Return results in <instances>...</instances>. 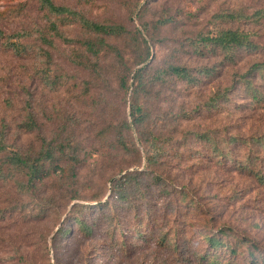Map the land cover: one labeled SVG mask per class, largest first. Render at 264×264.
Segmentation results:
<instances>
[{
	"label": "rangeland",
	"instance_id": "1",
	"mask_svg": "<svg viewBox=\"0 0 264 264\" xmlns=\"http://www.w3.org/2000/svg\"><path fill=\"white\" fill-rule=\"evenodd\" d=\"M52 2L90 21L120 25L127 35L88 34L75 23L46 16L35 0H0V134L24 157L35 159L49 149L53 159L46 165L54 170L29 187L0 154V264H195L155 243L131 248L130 236L124 238L125 252L111 249L103 228L90 237L74 228L65 238L57 236L69 227L74 204L86 208L89 220L107 213L112 207L99 211L98 204L109 201L112 181L131 172L147 177L148 171L156 176L147 181L149 206L162 213L161 201L172 197L177 212L189 214L180 217L183 225L173 215L167 218L192 250L203 249L199 232L220 228L256 245L264 258V187L214 154L229 138L264 135V74L249 72L264 63V0ZM48 21L77 43L53 37ZM227 30L245 35L254 50L236 53L231 64L221 55L192 53L191 40ZM21 33L26 35L18 44L26 50L16 55L7 37ZM85 41L96 45V54L86 51ZM74 58L88 60L95 70L76 65ZM169 66L213 75L203 79L194 73L198 84H189L165 75ZM139 69L143 73L135 82ZM159 74L160 81L154 80ZM215 95L223 97L212 105L208 100ZM206 138L216 144L209 148ZM148 139L158 140L167 153L153 169L145 162ZM226 149L235 162L250 154L252 166L264 175L261 150L235 144ZM160 189L168 190L166 198L156 199ZM179 192L194 209L178 205L173 193ZM131 216L122 208L115 212L118 222Z\"/></svg>",
	"mask_w": 264,
	"mask_h": 264
},
{
	"label": "trees",
	"instance_id": "2",
	"mask_svg": "<svg viewBox=\"0 0 264 264\" xmlns=\"http://www.w3.org/2000/svg\"><path fill=\"white\" fill-rule=\"evenodd\" d=\"M39 8L51 18L60 19L62 22H72L77 24L82 30L88 34L98 35L103 37L120 38L127 35V31L124 27L115 24H102L90 21L64 6H56L52 0H35ZM47 30L53 37L59 38L61 41L67 44H75L74 40L68 39L61 32H59L56 23L48 21ZM25 33L16 34L7 37V46L16 55H22L25 53V48L18 44V38L25 36ZM2 35L0 34V37ZM16 40V41H14ZM44 44H47V39L42 38ZM192 53L197 57H203L207 54L209 55H221L223 61L226 60L227 63H233V58L236 53L240 51H253L254 47L249 42L248 38L238 31L227 30L220 32L214 36H198L197 38L189 42ZM86 51L91 54H96V45L91 41H85L83 43ZM44 56H47L45 52H42ZM48 58V57H46ZM146 58L140 60L136 63L139 65ZM73 63L83 68H90L93 71L95 69L91 68L88 60H82L80 58H74ZM255 75L264 74V63H257L250 67L249 72ZM143 73L142 69L137 70L134 73V80L137 82ZM196 74L197 77L207 79L213 75V71L199 69L193 72L185 67L179 66H169L165 75H171L177 79L185 81L189 84H198L199 78L193 77L192 74ZM162 76L156 75L154 80L160 81ZM223 96H213L209 98V102L215 105L216 102L222 99ZM224 99V98H223ZM134 109L131 110V115L135 114ZM134 116V115H133ZM30 129L36 127L32 120H28ZM158 140H147V147L145 151V162L148 168L153 169L154 167L160 165V159L165 157L167 153L163 148L162 144H159ZM206 143L208 147L216 144L215 141L206 138ZM222 147L217 146L218 151L214 153L215 156L221 163L228 164L229 166L235 167L239 171L252 175L255 180H257L261 186L264 187V175L252 166L254 157L248 154L245 156V162L237 161L235 162L231 156L229 150L226 148L232 144L238 146L250 145L261 150L264 156V135L261 137H252L248 140H240L239 138H229L228 141H222ZM257 151V152H258ZM0 154H6L5 162L9 166V171L14 173L15 176L21 177L26 180V185L33 187L35 183H40L42 180L48 178L50 174L54 171L49 170L46 164H52L53 153L46 149L35 159L24 157L23 154L19 153L17 150L12 149L11 144L5 142V137L0 134ZM244 157V156H242ZM2 175L0 174V178ZM156 176L153 172L148 171L147 177H142L138 173H126L122 175L119 179L112 181L111 183V196L109 201L105 202L102 206L98 204L99 211L102 209H107L112 207L107 213L102 214H92V219H87L86 214H84L83 206L74 204L71 209V214L68 218L69 227H62L59 230L57 236L59 238H65L69 234L71 228H74L80 235L90 237L94 231L99 228L105 229L103 236L107 237L109 241V246L111 249H116L119 252L127 250L126 241L124 238L130 236L131 238V248L143 247L147 243H155L158 247L162 249L169 248L175 254L182 259L190 258L193 259L195 264H264V258L260 254L258 247L252 244L250 241L240 237L239 235L228 233L226 230L220 228L216 230L205 229V231L199 232L197 237L203 244V249L192 250L189 247L190 243L184 237L183 232H181L177 223H170L168 216L173 215L180 225H183L181 218L189 214H183L179 208L177 212V205L173 198L170 197L166 201H161L163 207L161 208L162 213H159L155 207L149 206L151 199H148L149 190L147 181H153ZM19 184V183H18ZM161 192V193H160ZM168 190H159L158 195L155 196L156 199L161 197L166 198ZM178 194V198L176 196ZM175 200L177 199L178 205L181 207L187 203L188 209H194L195 203L191 199H187V195L184 193H173ZM74 200L75 197L73 198ZM148 200V201H147ZM117 208H122L127 210L128 213L131 212V219L126 222H118L115 217V212ZM176 209V212H175ZM190 210L187 211L190 213ZM134 221L133 225L130 224ZM184 221V220H183ZM182 222V223H181ZM66 225V224H65ZM125 225V227H122ZM118 234V237L115 236ZM125 255L127 253H124ZM192 257V258H191ZM241 260L243 263H241ZM192 263V262H191Z\"/></svg>",
	"mask_w": 264,
	"mask_h": 264
}]
</instances>
